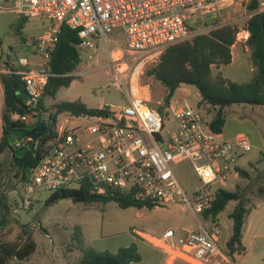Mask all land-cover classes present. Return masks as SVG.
Here are the masks:
<instances>
[{
  "label": "built area",
  "instance_id": "obj_1",
  "mask_svg": "<svg viewBox=\"0 0 264 264\" xmlns=\"http://www.w3.org/2000/svg\"><path fill=\"white\" fill-rule=\"evenodd\" d=\"M219 1L0 0V8L13 4L17 16L43 21L42 33L26 44L39 59L8 58L9 64L0 66V75L22 76L30 110L37 108L44 94L48 65L64 26L78 31V48L91 51L93 60L106 50L110 63L103 68L113 73L97 94L102 96L104 89L114 87L126 100L97 114L69 113L71 119L57 123L43 159L31 169L29 180L12 191L21 199V208H30L40 189L55 192L84 186L92 195H131L155 208L181 206L196 216L197 228H170L160 237L145 239L170 259L236 264L220 245L217 219L210 217L208 225L198 216L213 207L218 190H228L240 177L238 168L243 167L239 161L251 150V142L243 134L227 139L214 132L206 113L187 101L164 109L161 102L154 106L145 96L141 79L147 64L156 66L170 47L199 35L193 32L191 20L216 15ZM249 38L248 28H239L237 41L248 42ZM13 119L28 128L35 122L31 112ZM28 128L24 129L28 132ZM27 140H16L14 148L19 150ZM186 161L198 177L196 184H188L190 190L177 173ZM20 207L13 208L15 216Z\"/></svg>",
  "mask_w": 264,
  "mask_h": 264
},
{
  "label": "rangeland",
  "instance_id": "obj_2",
  "mask_svg": "<svg viewBox=\"0 0 264 264\" xmlns=\"http://www.w3.org/2000/svg\"><path fill=\"white\" fill-rule=\"evenodd\" d=\"M247 1L249 2V0H220L216 15L195 17L191 20L193 32L209 33L216 26L223 24L237 25L244 29L247 11L243 6L247 4ZM15 18L13 4H7L4 8H0V38L4 42L2 54H10L16 61L20 57L37 61L38 56L32 54L31 49L26 45L25 38L30 34L40 32L39 20L29 19L19 37L16 31L11 28ZM33 24L34 28H32ZM10 46L14 47L13 52H10ZM79 51L82 62L74 73L76 80L69 88H62L55 99H47V104L51 106L62 101L80 100L88 108L94 110L124 104L126 102L124 95L114 87L109 90L104 89L102 96L97 94L100 88H104L109 83L113 73L112 70L103 68L110 63L106 50L103 49L100 58L94 59L96 60L94 63H92L94 57L91 51L82 47L79 48ZM152 67L147 64L145 74L141 78L144 93L154 106H159L158 102H161V108L164 109L167 107L164 101L167 90L160 82L148 75L147 71ZM213 68L216 70L217 66ZM236 72L237 68L235 67L225 68V75L230 79L249 81L250 74L236 77ZM185 101L202 113H206L209 120L212 119L213 111L208 105L199 107L200 93L197 88L182 86L176 93L175 101L172 100L171 104L184 103ZM253 107L252 105L228 107L226 109L227 124L223 132V136L227 139H233L237 135L243 134L252 145L246 157L239 161L249 176L242 177L240 175L228 186L229 191L238 189L241 191L244 203L249 210L243 233L246 252L241 256L236 254V257H232L233 263L236 264H264V192H262L264 190V121L255 118V116H262L264 113L261 114L256 110L252 112ZM66 119H71L69 113L59 115L58 123L61 124ZM71 122L73 125V120ZM177 173L189 190L188 184L197 183L198 177L190 161L182 163L178 167ZM6 178L5 174H0V190L7 182ZM52 193L50 190L40 189L28 209L20 207L21 199L19 200L16 193H8L14 208L19 206L21 209L17 216L11 215V224L4 229L0 236V242L21 244L25 239L22 237V226H28L38 244L37 251L29 259L22 262L13 260L10 264H62L68 259H74L73 257L79 259L80 252L75 247L77 228L83 233V244L98 239L91 245L95 249H101L105 247L104 245L124 246L130 241V236L136 237L135 233L138 231L143 234L137 235V239L145 243V237H160L170 228L191 229L199 226L196 216L181 206L155 208L154 210H139L134 207L123 209L114 201L86 204L74 202L72 199H61L57 203L47 206L46 200ZM236 205L237 202H231L216 220L221 227L220 245L225 250H227V242L232 235L233 221L230 216ZM198 217L199 220L209 225L210 219H206L204 215ZM137 245L139 251L145 255L144 246L139 243ZM170 260L176 262L181 259L173 257Z\"/></svg>",
  "mask_w": 264,
  "mask_h": 264
},
{
  "label": "trees",
  "instance_id": "obj_3",
  "mask_svg": "<svg viewBox=\"0 0 264 264\" xmlns=\"http://www.w3.org/2000/svg\"><path fill=\"white\" fill-rule=\"evenodd\" d=\"M264 0H249L247 10L252 14L248 21L250 38L247 45L251 49V59L255 68V75L249 82L238 83L226 79L219 73L213 75V67L227 66L232 63V47L237 41L239 26L223 24L216 26L209 33L199 34L192 40L170 47L160 59V62L148 70V75L160 82L167 90L164 97L165 104L171 105L176 92L184 85L197 88L201 101L199 107L208 105L213 111L210 120L211 129L223 134L227 124L226 109L233 105L264 106ZM29 18L16 16L11 28L20 37L21 31L28 23ZM81 40L78 31L64 26L60 33L59 42L53 52L48 65L50 74L48 84L39 105L35 110H30L22 96L25 82L22 76L15 74L0 75L4 86V110L2 114L3 134L0 139V174H5L7 182L0 190V236L4 229L11 224V215L14 205L8 193L14 191L17 184L26 183L29 174L45 155L46 144L55 136L59 115L70 113L73 116L92 115L99 110L90 109L80 100L62 101L51 106L47 99H55L62 88H69L76 80L74 73L82 62L79 44ZM0 38V46L3 45ZM10 57V56H9ZM9 59H12L10 57ZM0 51V66L4 61ZM5 63L9 64L8 59ZM17 69V68H14ZM55 111V112H53ZM33 113L35 122L32 127L13 119L16 114ZM43 114H47L48 128L44 136L38 141L35 148L27 151L22 157L16 155L17 149L10 142V138L17 130L28 128V132L38 128L42 123ZM242 177L249 174L238 168ZM18 186V185H17ZM264 192V190H262ZM61 199H72L78 203H109L116 202L120 208H147L155 206L145 200H136L131 195L107 196L92 195L87 186L81 190H58L46 200V205L51 206ZM231 202L237 205L231 213L233 221L232 235L227 242V253L231 257L241 255L246 251L243 245V231L249 210L244 203L241 191L218 190L213 207L205 212L204 217L217 219ZM14 215V214H13ZM76 233L75 247L80 252V258L74 264H138L142 255L136 243L120 248L116 253L98 251L90 246H85L82 232L79 228ZM21 244L0 242V264H10L11 261L19 262L29 259L37 250L34 235L28 226H22Z\"/></svg>",
  "mask_w": 264,
  "mask_h": 264
},
{
  "label": "crops",
  "instance_id": "obj_4",
  "mask_svg": "<svg viewBox=\"0 0 264 264\" xmlns=\"http://www.w3.org/2000/svg\"><path fill=\"white\" fill-rule=\"evenodd\" d=\"M248 3V1L246 2ZM244 9L247 11V14H246V25L245 27L247 28L248 26V21L249 19L251 18L252 14L247 10L246 8V4L243 6ZM263 9H264V6H263ZM16 14V12H15ZM17 16V14H16ZM39 22H40V32L37 33V34H30L29 36H27L25 38V41H26V44H27V41L29 39H32L36 36H38L39 34L42 33L43 31V21L38 19ZM29 22V21H28ZM25 28V27H24ZM32 28H34V24L32 26ZM4 46V44H3ZM14 51V47L13 46H10V52H13ZM3 53V52H2ZM3 55V54H2ZM4 56V59L7 60L8 58H10V54L9 55H3ZM10 56V57H9ZM232 63L227 65V66H221V67H217L216 70H214L213 68V75H217L218 73H221L222 76L226 79H229L233 82H239V83H245L244 81H237V79H230L229 77H227L225 75V68L226 67H235L237 68V72H236V77H242V76H245L247 74H250V79L249 81H251V79L254 77L255 75V68H254V65H253V61L251 59V49L249 48V46L247 45V42H244V41H236V43L234 44V46L232 47ZM13 60H15V58H12ZM5 60L2 61V65H5ZM216 71V72H215ZM248 81V82H249ZM177 93V92H176ZM176 99V94L173 98V100L175 101ZM74 101V100H73ZM200 101H201V96H200ZM4 86H3V83L2 81L0 80V139L2 137V134H3V121H2V114H3V110H4ZM257 111L261 114L264 113V106H254L251 111ZM255 118H258L260 120H263L264 121V115L262 116H255ZM144 209H147V208H144ZM154 210V209H153ZM198 220V219H197ZM247 223V221H246ZM246 226V224H245ZM244 226V228H245ZM184 229V228H183ZM191 229H195L194 227L191 228ZM82 232V231H81ZM244 233V231H243ZM143 233H141L140 231L136 232L135 235L136 237H129L130 238V241H128V243H126L124 246H121V245H116V246H111V245H104L105 247L101 248V249H96L98 251H110L112 253H116L120 248L122 247H128L130 246L131 244L133 243H139L141 245L144 246L145 248V255H143L141 252V255H142V261L138 264H186L184 261L180 260V261H172L169 259V257H167V255H165V253L159 249L158 247H156L155 245H153L152 243H150L149 241L145 240L146 242L145 243H142L140 242L138 239H137V235H142ZM83 235V233H82ZM142 237H145V236H142ZM98 239H94L92 240L90 243H84L85 246H90V247H93L91 244L95 241H97ZM243 245H244V234H243ZM245 246V245H244ZM94 248V247H93ZM246 248V247H245ZM37 249H38V244H37ZM95 249V248H94ZM37 251V250H36ZM246 252V251H245ZM35 254V253H34ZM237 256V255H236ZM235 256V257H236ZM241 256V255H239ZM74 259L70 260H66L65 262H63L62 264H74L76 261H78L79 259L77 257H73ZM80 258V257H79ZM60 264V263H58Z\"/></svg>",
  "mask_w": 264,
  "mask_h": 264
},
{
  "label": "water",
  "instance_id": "obj_5",
  "mask_svg": "<svg viewBox=\"0 0 264 264\" xmlns=\"http://www.w3.org/2000/svg\"><path fill=\"white\" fill-rule=\"evenodd\" d=\"M19 95H21L22 99L25 101L28 98L27 92L25 90L21 91ZM47 117H48L47 114H43L42 116L43 120L41 125L30 132H27L26 129H20L13 133V135L10 138L11 144H14L16 140L21 141L25 137L30 138V140H27L25 142V145L16 152V155L22 157L27 151L35 148L37 142L44 136L45 132L47 131L48 128Z\"/></svg>",
  "mask_w": 264,
  "mask_h": 264
}]
</instances>
